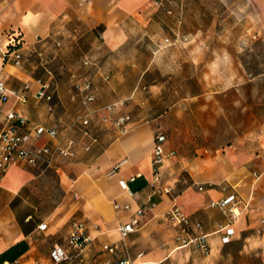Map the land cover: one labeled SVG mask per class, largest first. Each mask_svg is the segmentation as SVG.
<instances>
[{
  "label": "crops",
  "instance_id": "0c3cea01",
  "mask_svg": "<svg viewBox=\"0 0 264 264\" xmlns=\"http://www.w3.org/2000/svg\"><path fill=\"white\" fill-rule=\"evenodd\" d=\"M154 1L0 0V73L8 88L21 93L28 84L35 91L41 82L49 81L55 93L53 112L46 102H36L32 95L26 101L11 95L4 110L21 113L34 124L52 126L62 121L59 136L78 140L65 132L63 119L54 116L56 109L67 113L78 102L71 99L74 90L68 86L70 77L80 74L77 71L82 65L77 56L81 55L83 64L86 57L95 62L84 66L94 70L88 77L98 92L93 107L102 108L117 100L127 104L140 84L131 94L118 93L135 80L142 63L136 58H118L117 50L135 42L130 30ZM254 1L258 10L264 9V0ZM13 29H21L25 38L20 66L3 59ZM107 72L111 73L109 79L104 77ZM157 95L154 90L145 97L138 115L122 110L133 116L126 133H113L111 126L108 131L102 123L96 126L92 122L99 141L90 150L78 145L77 154L57 156L47 168L34 164L9 169L0 184V264H56L50 256L54 243L64 244L69 253L58 264H115L124 258L134 262L167 258L169 264H264V137L254 147L199 149L189 160L167 141L161 180L154 182L156 129L152 114L156 110L150 101ZM76 119L73 125L78 130ZM5 124L3 113L0 131ZM56 141L43 138L39 142ZM78 142L84 145L88 138L81 135ZM120 178L129 181L131 192L120 186ZM200 184L206 188L200 190ZM222 185L235 189L247 202L239 219L232 223L235 232L226 243L218 229L229 222V217L210 206L211 201L227 193ZM165 186L171 191L165 192ZM175 202L193 220L201 221L202 227L195 234L210 233V251L194 245L180 246L178 229L166 218V211ZM117 203L130 207H118ZM143 205H151L143 224L123 236L120 226ZM75 220L84 223L91 237L79 248L67 242ZM43 223H47L45 229L40 228ZM108 245H117L116 251H108Z\"/></svg>",
  "mask_w": 264,
  "mask_h": 264
},
{
  "label": "rangeland",
  "instance_id": "374dc122",
  "mask_svg": "<svg viewBox=\"0 0 264 264\" xmlns=\"http://www.w3.org/2000/svg\"><path fill=\"white\" fill-rule=\"evenodd\" d=\"M145 10L130 30L135 42L116 55L142 63L135 80L118 93L131 94L140 84L135 98L106 114L94 113L93 123L109 131L111 119L124 108L134 115L142 112L145 97L155 90L153 128L162 124L168 144L185 160L199 149L254 147L264 137V9L258 10L254 0H164ZM166 37L171 44H165ZM77 62L81 77L69 76L72 91L76 78L94 75L81 55ZM71 99L78 101L74 110L58 108L54 116L63 119L68 135L80 140L73 121L85 108L79 98Z\"/></svg>",
  "mask_w": 264,
  "mask_h": 264
},
{
  "label": "built area",
  "instance_id": "2783aa9c",
  "mask_svg": "<svg viewBox=\"0 0 264 264\" xmlns=\"http://www.w3.org/2000/svg\"><path fill=\"white\" fill-rule=\"evenodd\" d=\"M164 0L155 1L158 5H162ZM166 43L171 42L170 37L165 38ZM25 45L24 34L21 29H13L8 35V43L3 52V59L5 62L12 61L15 65L23 64V46ZM84 65L93 66L95 62L91 57L84 59ZM105 79L111 77V73L104 74ZM11 95H17L23 101H26L30 95L34 97L36 102H46L47 109L50 112L54 111L55 93L52 90L51 82H41L40 86L33 91L27 84L23 92H18L15 89L8 88L2 74L0 73V115L4 113L6 124L2 131H0V184L6 173L12 166L16 165H34L40 164L47 168L54 163L55 157H69L77 154L79 142L72 136H59V130L62 121L55 122L52 126L44 124H34L28 117L18 113L14 110H4V104L9 100ZM73 98H79L85 108V112L78 115L76 124L79 127L82 137L88 138V142L84 143V149L90 150L92 146L99 141V136L94 133L92 129V122L94 113L100 110H107L111 112L115 109L121 108L125 105L124 100H117L104 105L102 108H93V104L98 100L97 87L92 79L88 77L79 78L75 82ZM133 116L129 112H123L111 119L110 126L118 133H126L129 128V123ZM103 120H108L103 117ZM43 138L57 139L56 143H40ZM168 141V134L159 124L154 133V147H153V165L154 178L153 181L159 183L161 180V168L168 156L166 151V143ZM132 180L135 177L131 178ZM120 186L131 192L129 181L125 178L119 179ZM205 184H200L199 189L204 190ZM224 191L227 193L217 200L210 202V206L218 207L226 216L229 217V222L221 224L218 231L222 232L223 241L229 242L235 232L232 223L237 221L247 207V202L239 195L235 189L229 190L227 185H222ZM165 192H170L171 187H162ZM118 207L129 208V204L121 205L117 203ZM151 205H143L137 209L135 214L125 223L120 226L123 236L135 231L141 227L144 219L147 217ZM167 220L178 229L176 239L180 246H199L204 251L208 252L211 249L209 243L210 233L195 234L198 229L202 227L199 220H193L188 215L184 208L176 202L166 211ZM47 223L40 225L41 229H45ZM91 240L84 223L75 220L72 223V231L68 237V244L70 246L79 248L86 245ZM107 250L115 252L117 245H108ZM51 259L58 264L69 257V253L64 244L54 243L51 250ZM115 264H169L167 258L160 261H139L134 262L129 258H124L117 261Z\"/></svg>",
  "mask_w": 264,
  "mask_h": 264
}]
</instances>
